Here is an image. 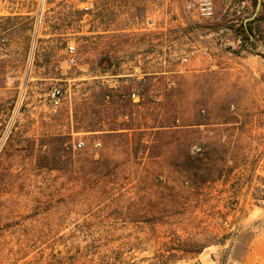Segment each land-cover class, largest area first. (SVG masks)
Wrapping results in <instances>:
<instances>
[{
  "label": "rangeland",
  "instance_id": "1",
  "mask_svg": "<svg viewBox=\"0 0 264 264\" xmlns=\"http://www.w3.org/2000/svg\"><path fill=\"white\" fill-rule=\"evenodd\" d=\"M228 1L214 0V17L201 19L183 0H158L163 12L135 0L125 20L120 0L114 21L113 0H0V264L187 260L223 239L227 217L258 205L218 182L238 148V115L251 113L236 57L264 67V0L250 40ZM248 1L246 18L256 10ZM171 19L177 27L156 41L155 26ZM217 31L228 43L224 69L172 72L191 43ZM139 82L142 101L119 99ZM42 156L57 166L39 165Z\"/></svg>",
  "mask_w": 264,
  "mask_h": 264
},
{
  "label": "crops",
  "instance_id": "2",
  "mask_svg": "<svg viewBox=\"0 0 264 264\" xmlns=\"http://www.w3.org/2000/svg\"><path fill=\"white\" fill-rule=\"evenodd\" d=\"M121 1L123 2V18L128 20L132 17L131 4L135 0ZM140 1L142 5L143 2L146 4L148 0ZM118 2L120 0H113V3L116 4V7H113L114 15H112L114 21H116V13L121 12L120 7L117 6ZM155 2L156 11L163 12L164 4L159 3L158 0H155ZM249 7L250 4L247 0L242 15L244 22L247 19L245 16ZM182 9L187 14L196 15L186 8L184 1ZM111 10H108L109 14ZM171 10V12H174L173 7ZM177 11L178 8H175V12ZM178 20L171 19V24L168 25L164 24L165 21L158 23L155 29L158 30L160 36H157L156 41L165 42L167 35L162 34L161 31L168 26L171 28L177 27L174 24ZM188 21L185 20L186 23ZM148 25L151 24H146L144 30L148 29ZM218 33V31L210 33V35H214L211 38H207V36L199 37V40L194 42L195 45L191 43L190 49L181 56L186 63L178 64L176 66L177 70L174 69L172 72L224 69L223 65L226 62H222V60H228L230 54L227 51V39L222 38ZM170 37L171 43L177 41V38H174L173 35ZM173 53L181 52L174 50ZM236 60L240 63L239 68H241V74L246 81L244 82V89L247 91V96L244 105L248 106L251 113L247 117L238 115L239 119L236 125H239V127L237 126L235 129L238 148L227 152L225 160L226 164L229 165L228 173L227 175L223 174L218 182L225 186L238 187L242 191H246L245 202L247 203L249 199L254 200L258 183L264 181V82L260 81L264 75V67L256 56L239 55ZM138 68L141 69L135 67L134 71H138ZM142 72L145 75L149 74L145 71ZM172 84L175 86L174 82ZM94 132H100V130ZM223 224L224 227L219 234H223L224 237L220 241L204 246L199 252L194 253L190 259L171 260L157 264H264V207L253 206L251 209H246L245 206V210H242L239 215L231 217L230 220L227 217Z\"/></svg>",
  "mask_w": 264,
  "mask_h": 264
},
{
  "label": "built area",
  "instance_id": "3",
  "mask_svg": "<svg viewBox=\"0 0 264 264\" xmlns=\"http://www.w3.org/2000/svg\"><path fill=\"white\" fill-rule=\"evenodd\" d=\"M185 2L186 8L191 12H194L197 17L201 19H210L213 18L215 15V4L214 0H183ZM247 5V0H229L226 4V9L229 12L235 14L236 16L243 15V11L245 10ZM234 21H237L235 19ZM67 49L70 52H73L74 46L69 45ZM70 61H74V58L71 57ZM143 84L139 82V87L135 90H132L130 93V97L133 101H138L140 99V92L142 90ZM63 98L62 90L59 87H53L48 92V99L50 104L53 106H58L61 104ZM233 104L231 108H233ZM202 114H205V109H201L200 111ZM176 123L178 125L179 119H176ZM207 126V125H205ZM204 131V133L212 134V129L208 128ZM202 128V127H201ZM83 145L82 141H79L74 147L78 146L81 147ZM205 150L204 143L196 144L192 147V153L194 155H201ZM254 200L258 203L256 206L264 207V181H260L257 185V190L254 196Z\"/></svg>",
  "mask_w": 264,
  "mask_h": 264
},
{
  "label": "trees",
  "instance_id": "4",
  "mask_svg": "<svg viewBox=\"0 0 264 264\" xmlns=\"http://www.w3.org/2000/svg\"><path fill=\"white\" fill-rule=\"evenodd\" d=\"M252 1V4H253V6L256 8V6H257V2H258V0H251ZM258 18H256V16L255 17H253L251 20H248V21H246V22H241V24H240V33H241V36L244 38V39H248V40H250V37L253 35V28H252V23L253 22H255L256 20H257ZM251 42V41H250ZM112 91V88L111 89H107L106 90V93H104V96L107 94V97H109V95H108V92H111ZM118 91V90H117ZM131 93V92H130ZM130 93L129 94H125V92L124 91H121V90H119V99L122 101V100H124L126 97L128 98V99H130L131 101H133L132 99H131V97H130ZM103 96V97H104ZM140 100H138V102H140V101H142L143 100V96L140 94ZM111 136V137H110ZM101 137H105V138H108L109 140L111 139V138H115L116 136L115 135H103V136H101ZM105 140V142H108L109 140ZM56 157V156H55ZM54 156L53 157H51L50 159L49 158H46V157H44V156H42V158H43V160H41L40 161V159H39V162H38V164L39 165H41V166H44V165H47L49 162H53V166H57V162H58V160L55 158ZM46 163V164H45Z\"/></svg>",
  "mask_w": 264,
  "mask_h": 264
},
{
  "label": "water",
  "instance_id": "5",
  "mask_svg": "<svg viewBox=\"0 0 264 264\" xmlns=\"http://www.w3.org/2000/svg\"><path fill=\"white\" fill-rule=\"evenodd\" d=\"M259 2H260V0H258V2H257L256 10H255V12L253 13V15H252L250 18H247L246 21L251 20L253 17H255L256 12H257V10H258V8H259ZM246 21H245V22H246Z\"/></svg>",
  "mask_w": 264,
  "mask_h": 264
}]
</instances>
